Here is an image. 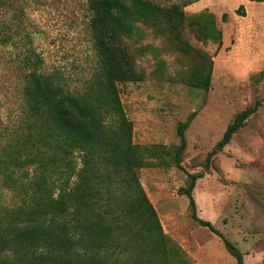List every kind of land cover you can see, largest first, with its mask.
<instances>
[{"label":"trees","instance_id":"trees-1","mask_svg":"<svg viewBox=\"0 0 264 264\" xmlns=\"http://www.w3.org/2000/svg\"><path fill=\"white\" fill-rule=\"evenodd\" d=\"M192 1L164 6L154 0H87L100 64L84 89L71 90L57 72L43 69L35 48L26 9L39 0H0V46L17 51L29 116L23 140L0 156L1 173L22 194L20 203L0 206V264H189L185 250L165 233L139 170L183 168L185 133L196 112L179 121L178 144L137 143L120 84L148 79L138 59L149 53L156 58L151 76L164 78L167 65L160 56L172 53L188 61L169 76L172 82L210 90L214 61L189 33L221 46L223 30L208 9L188 15ZM245 12L241 4L238 13ZM147 38L161 45L145 43ZM261 105L256 98L237 112L219 145L228 144ZM189 174L180 193L189 200L191 217L221 238L237 264H245L241 249L197 214L193 190L204 173Z\"/></svg>","mask_w":264,"mask_h":264},{"label":"rangeland","instance_id":"rangeland-1","mask_svg":"<svg viewBox=\"0 0 264 264\" xmlns=\"http://www.w3.org/2000/svg\"><path fill=\"white\" fill-rule=\"evenodd\" d=\"M154 1L164 6L183 2ZM241 4L245 15L238 13ZM206 9L216 15L223 30L222 45L203 43L188 33L214 61L210 90L172 82L169 76L177 68L188 67L186 59L172 53L160 56L166 61V76H151L156 58L149 53L138 59L148 79L140 84H120L121 97L134 123L137 143L178 144L179 121L196 112L185 133L183 168L147 166L139 170L165 233L187 250L184 258L189 264H237L221 238L193 220L189 200L180 193L190 182L189 173L195 172L204 173L193 190L197 214L241 249L245 264H264V2L193 0L185 7L188 15ZM26 13L35 48L44 58L43 69L57 72L71 90L84 89L100 64L89 30L87 0H39L28 6ZM151 39L145 43L161 45L158 39ZM16 53L11 46H0V156L29 131L25 78ZM256 98L262 100L258 112L221 147L219 141L236 113ZM163 158L171 162L168 155ZM11 184L0 171V206L20 203L22 194ZM196 238L200 245H196Z\"/></svg>","mask_w":264,"mask_h":264},{"label":"crops","instance_id":"crops-1","mask_svg":"<svg viewBox=\"0 0 264 264\" xmlns=\"http://www.w3.org/2000/svg\"><path fill=\"white\" fill-rule=\"evenodd\" d=\"M195 243H196V245H200V242H199V240L196 238V240H195ZM182 247H183V245H182ZM184 248V247H183ZM185 249V248H184ZM186 252H187V250H186ZM188 255H190V252H189V254Z\"/></svg>","mask_w":264,"mask_h":264},{"label":"water","instance_id":"water-1","mask_svg":"<svg viewBox=\"0 0 264 264\" xmlns=\"http://www.w3.org/2000/svg\"><path fill=\"white\" fill-rule=\"evenodd\" d=\"M219 146L216 147V149H218Z\"/></svg>","mask_w":264,"mask_h":264}]
</instances>
